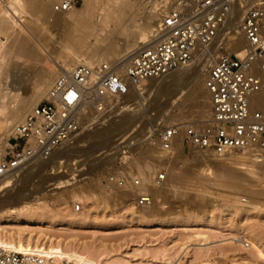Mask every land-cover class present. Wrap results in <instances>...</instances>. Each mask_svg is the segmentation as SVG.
I'll list each match as a JSON object with an SVG mask.
<instances>
[{
  "label": "rangeland",
  "instance_id": "1",
  "mask_svg": "<svg viewBox=\"0 0 264 264\" xmlns=\"http://www.w3.org/2000/svg\"><path fill=\"white\" fill-rule=\"evenodd\" d=\"M27 1L32 4L41 2L49 9L55 2ZM8 3L9 0H1L0 9L8 7ZM120 4L129 5L122 11L120 20L112 18L107 21L106 31L115 30L120 26V22L125 23L128 28L146 24L148 38L152 32L153 19L144 11L140 12L138 0H77L75 11L63 14L64 16L61 14L65 21L60 23H54L53 14L46 15L43 20L41 17L33 19L34 14L29 11L30 7H23V2H20V6L16 8L22 12L23 17L19 19L18 25L22 29L21 35H29L30 43L42 55L48 54L49 59L58 62V51L68 49V34L75 31V28L81 33L77 25L81 13L89 15L93 12L95 24L100 29V16L118 11ZM130 5L135 9L129 8ZM18 31L19 28L15 27L14 32ZM230 35L227 40L236 36L234 32ZM6 38V33H0V46L6 42ZM91 41L94 43V40ZM122 42L121 40L120 43ZM145 42L138 41L135 46H141ZM223 50H226V45L220 48V52ZM84 54L85 50L80 56ZM122 55L124 53L120 54ZM38 66V61L31 60L24 63L23 68H29L27 70L34 73ZM185 69L192 71L189 67ZM199 70L200 75H188L182 84L176 80L167 83L161 91L150 88L153 85H163L164 77L146 84V88L141 90L147 91H143L138 99L130 103L133 107L130 108L129 116H125L127 119L123 117L122 112L110 126L106 122L100 125L102 129L92 130L95 136L90 133L92 136L84 141L80 139L72 142V151H69L71 154L60 150L56 158H52L54 154L46 159L33 158L18 171L11 186V204H17L22 195L29 194L27 198H35L47 193L45 202L52 205V196L47 189L51 188V184L61 181L59 184L63 186L57 190L63 194L65 200L55 209L75 214L72 210L74 202L69 198L72 189L84 186V194L81 197L87 196L93 201V204L86 208L88 223L84 228L76 229L73 225L61 230L41 223L29 224L26 227L10 225V231L26 229L27 232L22 238L31 239L43 248L57 243L69 246L78 255L88 254L92 264H147L163 258L170 260L171 264H264V195L261 199H256L254 194H251L252 190V193L255 190L264 192V170H260L258 164L248 157L232 154L225 158L206 160L207 167L212 172L204 174L201 170L204 166L201 168L196 160L192 161L193 158L199 157L196 153L194 155L187 152L186 148L183 149L181 142L174 145L171 159L169 155L167 160L163 161L158 156L154 133L162 123L204 121L207 117L205 114L202 119L199 118L195 99L191 95V89L194 88L193 90L203 95V101H206L203 81L207 69ZM27 74L24 75L25 78ZM178 86H181V91L176 90V93L171 95L172 87ZM43 100L44 97L39 102ZM106 126L111 129L103 130ZM120 140L123 141L117 143ZM48 159L50 161H47ZM56 159L61 162L56 163ZM181 159H190L189 164L181 162ZM224 159H228V163L241 161L239 166H229L231 170H235L232 178L236 186L233 185L231 189L225 187V182L217 177L219 173L215 170L214 163L219 160L224 162ZM161 166H166L167 180L161 189H151L155 200L148 208L135 207L136 195L141 189L138 192H134L133 188H130V191L118 188L108 190L101 185L104 177L115 175L121 168L132 170L133 174L138 171L139 177L143 176L146 181V175ZM72 180L75 183H71ZM59 184L57 186H60ZM242 197L246 201H242ZM145 210L152 213L150 218L142 216ZM183 220L184 222H181ZM3 231V226H0V234ZM246 236L251 238L248 245L244 244Z\"/></svg>",
  "mask_w": 264,
  "mask_h": 264
},
{
  "label": "built area",
  "instance_id": "2",
  "mask_svg": "<svg viewBox=\"0 0 264 264\" xmlns=\"http://www.w3.org/2000/svg\"><path fill=\"white\" fill-rule=\"evenodd\" d=\"M138 1L141 11L153 17L154 40L127 62H76L54 77L44 100L13 126L8 137L0 138V196L30 158H48L84 130L132 108L128 97L143 81L164 77L193 62L197 50L208 49L224 29L234 8L241 11L238 29L245 41L244 53L223 50L216 55L203 81L208 98L206 119L162 123L155 129V146L163 157L173 153L179 138L187 149L208 157L242 153L264 161V0ZM76 5L77 0H57L51 11H70ZM130 172L121 168L104 177L101 185L108 190L126 188L129 179L134 185L143 184L139 178L132 179ZM166 178V166H161L152 184L162 186ZM152 201V194L144 191L136 195L135 205L146 207ZM72 210L81 212L82 203H72ZM29 262L67 264L0 248V264Z\"/></svg>",
  "mask_w": 264,
  "mask_h": 264
},
{
  "label": "bare ground",
  "instance_id": "3",
  "mask_svg": "<svg viewBox=\"0 0 264 264\" xmlns=\"http://www.w3.org/2000/svg\"><path fill=\"white\" fill-rule=\"evenodd\" d=\"M20 2H23V7L25 8L30 7L29 11L34 14L33 15L31 13L34 16L33 19L35 17H37L38 19L39 17H41L40 19L43 20V18H45L46 15L53 14V16H55L54 23H60L63 20L65 21V17L61 18L60 15L71 14L76 9L74 8L70 11H65L60 13L58 12L52 13L51 8L49 9V7H46L41 2L32 4L30 1L27 0H17V1L9 0L8 7L3 8L2 10L0 9V33L7 34L6 42L2 43L0 46V138L3 137V135L5 137L9 136L13 126L16 123L21 122L24 119V117L28 114V112L31 110V108L36 104H38L43 97L44 98L46 97L47 91L50 85L52 84L50 79H53L61 70L63 69L69 70L72 67V65L75 64L76 62L94 64L99 61L118 60L124 63L127 62L140 47L154 40V38H152V32L148 38L146 37L148 32L147 31L148 26H146V24H141L139 26H136L135 28L134 27L128 28L127 26H125V23L120 22V26L117 27L115 30H112L110 32L106 31L105 26L107 25V21L112 18H115L117 21L120 20V16L123 15L122 11L126 9L127 5H129V4H120V7L117 8L118 11L112 12L110 15L104 14L100 16L99 19V24L101 25L100 29H98L97 25L95 24V14L93 12L89 15H85V14L82 15L81 13L77 21V25L78 28L81 29V33L75 28V31L68 34L69 35L68 43L66 42L67 43L66 46L68 47V49L67 48L64 50L60 49L56 56V60H58V62L57 61L54 62L48 58L49 56H47L48 55L47 53H46L47 57L45 55H42L41 52L38 51L37 48L32 43H30L28 38L29 35L28 36L27 34L21 35L22 29L20 25H18V21H20L19 19L23 17V14L21 11H18L16 8L20 6ZM0 5H1V0H0ZM132 7L133 9H135L134 6L132 5L129 6V8ZM140 12H141V6H140ZM149 17L153 19L152 16ZM37 18L35 19L37 20ZM240 18H241V11L238 10L237 8H234L232 15L225 22L224 29L219 32L214 42L211 44V46L208 49L197 50L196 58L193 60V62H191L186 66H181L173 70L175 74H171L173 73V71L169 72L164 76V78H162L163 85H159V87H155L153 85L151 86L150 90L154 88L153 90L161 91L162 87L167 83L176 80L181 82L182 84V82L190 75H194V76L200 75L201 71L199 70V68H202L203 70L208 69L209 65L213 62L216 55H219L221 53L220 48L223 45H226L227 51L238 53V55H242L244 53L245 41L238 29ZM41 24L43 26V22H41ZM15 27L19 28L18 33L14 32ZM231 32H234L236 36L234 37L232 36L233 39L230 38L229 40H227L231 36L230 35ZM226 34L228 36L225 39L224 36ZM91 40H94V43H92ZM121 40L123 41L122 43H120ZM141 40H145L146 42L141 46H135L136 43ZM83 50H85V54L80 56ZM121 53H124V55L120 56ZM31 60H36L39 62V66L34 73L28 71L27 69L29 68H23L24 63H27V61L30 62ZM188 67L189 69L192 70V71L190 70L191 72L185 69ZM27 71L29 72V74H27ZM26 74L27 77L25 78L24 75ZM157 80H160V78H149L143 81V83H141L140 86H138L137 88L138 91L134 90L132 92V95L128 97L129 99L128 101L132 102L138 99V96H141L144 93L143 91L146 90V89L145 90H141V89L144 87L146 88V84L154 83ZM149 85L147 87H149ZM193 89H191L192 92L191 95L195 99V105H196L195 107H197L196 112L198 113L199 118L202 119L203 115L208 113V98L205 90L204 93H205L206 101L205 100L203 101V95L200 94L199 91ZM171 90H172L171 92L172 95L173 93H176L175 92L176 90L181 91V86L172 87ZM129 111L130 108L123 111L124 113L122 115L124 118H126L125 116H129ZM118 116L120 115H117L116 117H113L110 120L106 121L108 122L107 125L110 126L111 124H113L114 119L117 118ZM103 124L104 123H101L99 125H94L84 130L83 132L78 134L73 139L72 142L76 140L80 141V139L84 141L87 137L92 136L90 133H92L95 136V132H92V130H94L95 128L102 129L103 127L100 125ZM109 126H106V128L103 130L111 129ZM97 132L104 133V131H97ZM178 139L179 138H177L176 142H181L182 144V141ZM121 141L123 140H120L117 143H120ZM72 142L68 143L63 148L56 150L53 153L54 155L52 156V158L58 157V152L60 150H63L64 153H68V155L71 154L69 151L70 149L72 151V146H73ZM185 148L186 147L183 146V149ZM186 151L191 152L192 154L196 153V156L199 157L198 159L193 158L192 161L196 160L197 161L196 163L199 165V167L204 166L203 168L201 167L202 173L206 174L208 172L210 173L212 172L211 169L207 167L208 165L206 160L218 159V158L205 156L199 152L194 151L193 149L186 148ZM61 153L62 152H60V154ZM232 154L244 155L242 153H230L224 157H219V158H225ZM171 155L172 154L165 153L163 157H161V155L158 156L160 159L162 160L165 159L166 161L167 160L166 157L169 156L170 157L169 159L172 158ZM246 157L256 162L260 170L262 169L264 170V161L257 162L256 160L250 158L249 156ZM33 158H38V157H32L27 162H29ZM56 160H57L56 163L61 162L59 161V159ZM240 160H242L241 157ZM47 161L50 160L48 159ZM182 161L186 162V164H189L190 159L189 160L181 159V162ZM223 161L224 162L219 160L216 163H214L216 168L215 170H217L216 172L219 173L217 177L225 182L224 183L226 184L225 187L231 189L233 185H234L233 187L236 186L235 184H233V178H232L235 170H231V167L229 166L231 164L235 166L237 165L239 166L241 165V161L237 163H233V162L228 163L229 161L228 159H224ZM237 169L241 170V168H237ZM155 171L146 175V181H144L145 178L143 176L142 178L139 177L138 171L136 172V174L130 172L131 174H129V176L132 177V179L139 178V180L143 184L134 185L131 179H129L126 188H118V189L124 191H130V188H133L134 192L136 191L138 192V190L141 189V191L139 190L140 193L147 191L150 192V194H152L151 189L153 188L161 189L166 183L165 181L162 186H155L154 184H152V176L155 173ZM59 183H61V181L58 183L51 184V188L47 189V191H49L52 196L51 198L52 205H48L45 202V195L47 194L45 192H44L45 194L37 195V197L35 196V198L33 197L27 198L29 194H26L24 196L22 195L20 197L21 199L18 200L17 204L10 203V199L13 198L11 194L12 191L11 187L7 189L0 196V226H3V229L5 230L3 231L2 234H0V248L8 251H16L18 253H23L25 255H30L31 257L34 258L43 257L48 259L53 257L54 259L57 260H64L66 261L67 264L93 263V262L90 263L88 254L83 256L78 255L75 252V250H73L69 246L67 247L66 245L63 246L62 244L60 245L59 243H57L56 245H50L43 248L38 246L37 242H32L31 239L22 238L23 235H25V233L27 232L26 229L24 230L19 229L16 232L10 231V229H12L10 225H22L26 227V225L29 224H41V223L47 224L49 227L52 228H59L61 230L65 228L66 229L70 228L73 225H75L76 229L84 228V226H86L88 223L86 218L87 217L86 208H88V206H91L93 204L92 199L87 196L84 198L81 197L84 194V190H85L84 186L75 187L74 189H72V195L69 199L73 202L82 203L83 210L79 213L73 214L67 211L64 212L62 209H55V207L58 204H61V202L65 200L63 194L58 193L57 189H60L63 186L62 184L60 185ZM71 183H75V181L72 180ZM57 184H59L60 186H57ZM252 191L251 194L252 195L254 194V197L256 199H261V197L264 195V192L262 191L255 190L253 193ZM152 197H153V201L149 206L139 207V208L150 207L155 200L153 194ZM236 199L238 200L239 198ZM135 207L137 206L135 205ZM143 213L144 215L142 216H145L146 218L147 217L150 218V216H152L150 215L152 213H150L147 210H145ZM137 218H139V216H137ZM187 220L185 219V221ZM190 221L192 223L195 222L194 220H190ZM181 222H184V220ZM29 233L30 232H28V234ZM245 239L246 240L244 244L246 243L248 245L251 238L246 236ZM25 264H33V263L29 262ZM147 264H171V261L168 260L167 258L166 259L163 258L160 261L157 260L150 261Z\"/></svg>",
  "mask_w": 264,
  "mask_h": 264
}]
</instances>
